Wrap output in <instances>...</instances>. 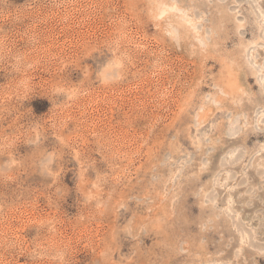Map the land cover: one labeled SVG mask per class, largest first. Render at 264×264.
<instances>
[{"label": "rangeland", "instance_id": "1", "mask_svg": "<svg viewBox=\"0 0 264 264\" xmlns=\"http://www.w3.org/2000/svg\"><path fill=\"white\" fill-rule=\"evenodd\" d=\"M0 264H264V0H0Z\"/></svg>", "mask_w": 264, "mask_h": 264}]
</instances>
